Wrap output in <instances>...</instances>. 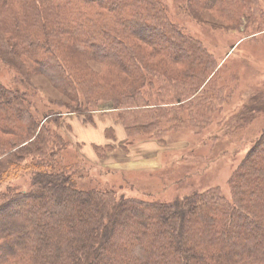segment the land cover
Segmentation results:
<instances>
[{
	"label": "rangeland",
	"instance_id": "rangeland-1",
	"mask_svg": "<svg viewBox=\"0 0 264 264\" xmlns=\"http://www.w3.org/2000/svg\"><path fill=\"white\" fill-rule=\"evenodd\" d=\"M153 1L163 22L143 20L131 29L148 32L159 23L167 31L175 29L207 55L198 70L179 42L159 29L136 37L141 58L126 62L123 75L60 32V22L53 25L46 17L44 30L31 22L29 29L38 32L36 40L46 49L54 42L50 63L69 76L70 93L62 88L56 67L37 65L36 55L48 51L31 59L13 34L0 29V88L16 95L29 117L10 132L20 135L32 121L48 138L46 154L22 161L0 182V194L36 189L31 165L42 162L43 172H64L85 191L172 203L213 190L232 200V177L264 134V0H249L246 8L221 0L222 12L210 0H202L204 6L191 0ZM135 71L138 80L132 82ZM87 75L98 88L85 82ZM254 229L264 231L263 226Z\"/></svg>",
	"mask_w": 264,
	"mask_h": 264
},
{
	"label": "trees",
	"instance_id": "trees-1",
	"mask_svg": "<svg viewBox=\"0 0 264 264\" xmlns=\"http://www.w3.org/2000/svg\"><path fill=\"white\" fill-rule=\"evenodd\" d=\"M191 1L204 6L202 0ZM210 2L222 12L217 6L221 0ZM233 2L246 8L249 0ZM159 13L153 0H0V29L13 34L16 44L24 46L20 50L25 56L33 58L35 52L48 51L35 59L40 69L50 70L56 67L50 63L54 42L46 49V43L36 40L38 32L29 29L32 22L44 30L49 23L46 17L50 18L53 25L61 23L60 32L123 75L126 62L141 58V40L136 37L150 36L151 30L159 29L179 42L198 70L207 55L175 29L167 31L160 23L151 25L148 32L131 29L144 24L143 20L163 22ZM146 39L160 47L153 38ZM56 69L62 88L72 93L69 76ZM134 76L132 82L138 80L137 71ZM86 77L88 85L98 88L91 75ZM21 110L18 97L0 88V134L14 139L0 137V182L27 157L47 152L48 138L32 121L20 135L10 132L29 121ZM263 142L264 134L232 177V200L213 190L172 203L117 197L114 191L81 190L64 172L52 173L49 168L43 172L42 162L31 165L36 170V189L0 194V264H264V231L258 234L254 229L264 228ZM254 154L260 155L250 157ZM46 199L51 202L48 206ZM36 204L42 207L38 210Z\"/></svg>",
	"mask_w": 264,
	"mask_h": 264
}]
</instances>
